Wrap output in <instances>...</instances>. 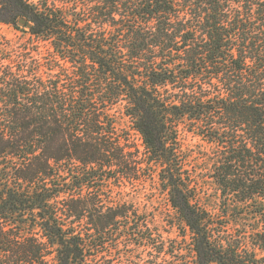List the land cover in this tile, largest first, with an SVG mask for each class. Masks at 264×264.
<instances>
[{"label": "trees", "instance_id": "16d2710c", "mask_svg": "<svg viewBox=\"0 0 264 264\" xmlns=\"http://www.w3.org/2000/svg\"><path fill=\"white\" fill-rule=\"evenodd\" d=\"M0 23V264H264V0H0Z\"/></svg>", "mask_w": 264, "mask_h": 264}, {"label": "rangeland", "instance_id": "374dc122", "mask_svg": "<svg viewBox=\"0 0 264 264\" xmlns=\"http://www.w3.org/2000/svg\"><path fill=\"white\" fill-rule=\"evenodd\" d=\"M30 1H36V0H30ZM16 31L13 30V28L10 25L7 24H3L0 23V38L1 36H6L8 38H14L16 36ZM132 133V137L135 140L136 144L141 148V139L140 136L134 132L131 131ZM149 184L147 185V190L150 192L151 189H149ZM139 201L141 202V204L143 205L144 203L147 204L148 203V208L149 209H154L155 212L157 213L159 219L163 218V214L162 212H165V208L166 206V200L165 197H163L162 195L156 194L153 197L147 198L146 196H140ZM158 212H161L160 214H158ZM160 215V216H159Z\"/></svg>", "mask_w": 264, "mask_h": 264}, {"label": "water", "instance_id": "95a60500", "mask_svg": "<svg viewBox=\"0 0 264 264\" xmlns=\"http://www.w3.org/2000/svg\"><path fill=\"white\" fill-rule=\"evenodd\" d=\"M19 22H20V23H23V20H22V19H20V20H19Z\"/></svg>", "mask_w": 264, "mask_h": 264}]
</instances>
